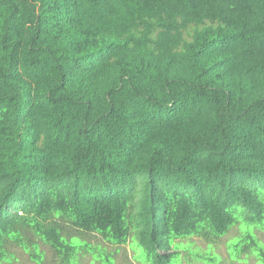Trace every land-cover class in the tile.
<instances>
[{
    "label": "trees",
    "instance_id": "trees-1",
    "mask_svg": "<svg viewBox=\"0 0 264 264\" xmlns=\"http://www.w3.org/2000/svg\"><path fill=\"white\" fill-rule=\"evenodd\" d=\"M240 221L264 264V0H0V264Z\"/></svg>",
    "mask_w": 264,
    "mask_h": 264
},
{
    "label": "rangeland",
    "instance_id": "rangeland-1",
    "mask_svg": "<svg viewBox=\"0 0 264 264\" xmlns=\"http://www.w3.org/2000/svg\"><path fill=\"white\" fill-rule=\"evenodd\" d=\"M240 217V215H237ZM64 234L76 236L84 243L79 248L75 264H105L104 257L109 255L113 258V264H157L146 253L143 248L134 244L133 240L125 244L111 243L96 233L79 231L69 223ZM258 243L264 248V224L250 227ZM246 234L242 222H237L229 232L215 240L207 241L199 236H191L176 240L179 244L181 254L172 259L171 264H262V260L253 252L249 251L236 254L232 248L233 243ZM45 252L44 264H66V262L55 253L50 246L41 245ZM13 253L11 264H35L20 247L11 245ZM142 253V254H141ZM141 256L138 258V255ZM207 257H213L211 260Z\"/></svg>",
    "mask_w": 264,
    "mask_h": 264
}]
</instances>
